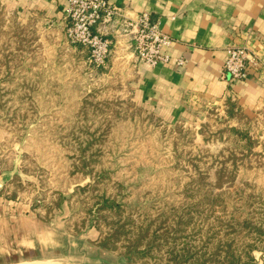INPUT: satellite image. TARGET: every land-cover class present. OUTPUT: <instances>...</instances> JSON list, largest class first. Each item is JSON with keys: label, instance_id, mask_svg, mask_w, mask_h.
I'll return each mask as SVG.
<instances>
[{"label": "rangeland", "instance_id": "obj_1", "mask_svg": "<svg viewBox=\"0 0 264 264\" xmlns=\"http://www.w3.org/2000/svg\"><path fill=\"white\" fill-rule=\"evenodd\" d=\"M51 27L0 5V264H264V124L161 120Z\"/></svg>", "mask_w": 264, "mask_h": 264}, {"label": "crops", "instance_id": "obj_2", "mask_svg": "<svg viewBox=\"0 0 264 264\" xmlns=\"http://www.w3.org/2000/svg\"><path fill=\"white\" fill-rule=\"evenodd\" d=\"M110 1L123 6L130 16L147 11L174 37L167 50L174 57L187 58L185 65L172 61L152 67L135 63L123 43L114 46L108 72L127 81L133 103L161 120L178 121L198 118L208 107L233 101L234 108L245 119L263 126L264 85L260 67L251 66L246 79L229 81L223 65L226 47L231 43L247 46L264 61V0ZM0 5L21 22L34 20L59 29L68 0H0ZM66 42L75 53L83 48ZM21 220L26 222L25 217ZM34 248L30 246L21 254H34ZM8 254L20 252L0 253Z\"/></svg>", "mask_w": 264, "mask_h": 264}, {"label": "built area", "instance_id": "obj_3", "mask_svg": "<svg viewBox=\"0 0 264 264\" xmlns=\"http://www.w3.org/2000/svg\"><path fill=\"white\" fill-rule=\"evenodd\" d=\"M63 22L67 41L86 48L85 61L94 67L107 66L114 46L120 43L132 53L135 63L152 67L172 61L177 65L187 63V58L174 57L167 50L175 41L174 37L147 11L130 16L123 6L110 0H68ZM253 65L260 67L264 85V61L245 45L231 43L226 47L223 72L229 81L246 79Z\"/></svg>", "mask_w": 264, "mask_h": 264}, {"label": "water", "instance_id": "obj_4", "mask_svg": "<svg viewBox=\"0 0 264 264\" xmlns=\"http://www.w3.org/2000/svg\"><path fill=\"white\" fill-rule=\"evenodd\" d=\"M77 264H113L106 261H94V262H79Z\"/></svg>", "mask_w": 264, "mask_h": 264}, {"label": "bare ground", "instance_id": "obj_5", "mask_svg": "<svg viewBox=\"0 0 264 264\" xmlns=\"http://www.w3.org/2000/svg\"><path fill=\"white\" fill-rule=\"evenodd\" d=\"M31 262V261H29ZM13 264H25V263H13ZM28 264H44V263H28Z\"/></svg>", "mask_w": 264, "mask_h": 264}, {"label": "trees", "instance_id": "obj_6", "mask_svg": "<svg viewBox=\"0 0 264 264\" xmlns=\"http://www.w3.org/2000/svg\"><path fill=\"white\" fill-rule=\"evenodd\" d=\"M74 45H80L81 47H83L81 44H74ZM85 50H86V48H85ZM87 52H86V56L88 55V50H86ZM79 52V51H78Z\"/></svg>", "mask_w": 264, "mask_h": 264}]
</instances>
